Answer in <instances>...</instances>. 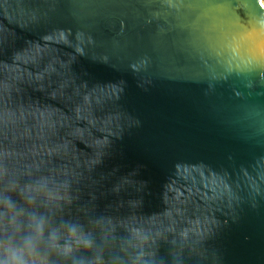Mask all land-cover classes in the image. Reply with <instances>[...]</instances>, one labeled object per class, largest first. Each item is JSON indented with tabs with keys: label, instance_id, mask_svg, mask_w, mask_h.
Listing matches in <instances>:
<instances>
[{
	"label": "water",
	"instance_id": "95a60500",
	"mask_svg": "<svg viewBox=\"0 0 264 264\" xmlns=\"http://www.w3.org/2000/svg\"><path fill=\"white\" fill-rule=\"evenodd\" d=\"M5 173L122 264H264V1L0 0Z\"/></svg>",
	"mask_w": 264,
	"mask_h": 264
},
{
	"label": "clouds",
	"instance_id": "9594fccd",
	"mask_svg": "<svg viewBox=\"0 0 264 264\" xmlns=\"http://www.w3.org/2000/svg\"><path fill=\"white\" fill-rule=\"evenodd\" d=\"M61 199L46 179L21 185L0 175V264H122L119 256L108 254L114 246L102 219L86 225L77 218H56L51 206ZM55 207L62 210L59 203Z\"/></svg>",
	"mask_w": 264,
	"mask_h": 264
},
{
	"label": "built area",
	"instance_id": "2783aa9c",
	"mask_svg": "<svg viewBox=\"0 0 264 264\" xmlns=\"http://www.w3.org/2000/svg\"><path fill=\"white\" fill-rule=\"evenodd\" d=\"M264 1V0H263Z\"/></svg>",
	"mask_w": 264,
	"mask_h": 264
}]
</instances>
